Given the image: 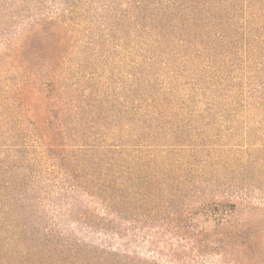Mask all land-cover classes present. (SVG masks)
Masks as SVG:
<instances>
[{
  "label": "trees",
  "instance_id": "trees-1",
  "mask_svg": "<svg viewBox=\"0 0 264 264\" xmlns=\"http://www.w3.org/2000/svg\"><path fill=\"white\" fill-rule=\"evenodd\" d=\"M243 115L264 117V0H0L2 207L30 174H54L107 211L167 218L198 247L251 260L255 223L234 220L235 207L174 209L212 159L175 158L176 130ZM2 215L0 264H152L22 240Z\"/></svg>",
  "mask_w": 264,
  "mask_h": 264
},
{
  "label": "rangeland",
  "instance_id": "rangeland-1",
  "mask_svg": "<svg viewBox=\"0 0 264 264\" xmlns=\"http://www.w3.org/2000/svg\"><path fill=\"white\" fill-rule=\"evenodd\" d=\"M47 3L54 7L52 1ZM263 118L224 116L210 127L176 130L178 138L172 144L175 158L187 157L194 168L201 166L205 155L212 158L201 184L184 200L180 198L174 209L187 210L204 199L210 201L209 207H235L234 220L243 225L255 223L250 234L260 242V249L251 260L238 262L236 255L198 247L167 218L152 222L107 211L96 199L86 196L76 182L54 174H30L26 184L9 190L6 207L0 203L2 219L18 226L22 240L33 235L40 243L68 239L104 245L152 264H264ZM232 119L238 122L232 123ZM214 166L218 167L216 172L211 169ZM77 214L82 218H76ZM91 215L102 221L96 222Z\"/></svg>",
  "mask_w": 264,
  "mask_h": 264
}]
</instances>
